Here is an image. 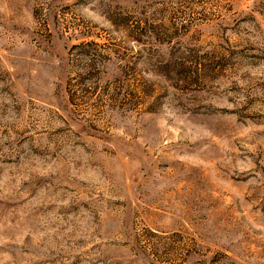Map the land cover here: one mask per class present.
I'll return each mask as SVG.
<instances>
[{
    "label": "rangeland",
    "instance_id": "374dc122",
    "mask_svg": "<svg viewBox=\"0 0 264 264\" xmlns=\"http://www.w3.org/2000/svg\"><path fill=\"white\" fill-rule=\"evenodd\" d=\"M0 264H264V0H0Z\"/></svg>",
    "mask_w": 264,
    "mask_h": 264
}]
</instances>
